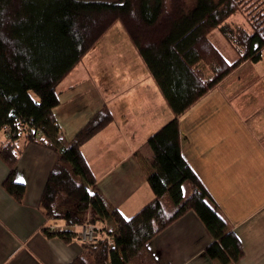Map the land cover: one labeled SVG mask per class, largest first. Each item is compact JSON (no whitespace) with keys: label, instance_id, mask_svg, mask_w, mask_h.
Masks as SVG:
<instances>
[{"label":"trees","instance_id":"trees-1","mask_svg":"<svg viewBox=\"0 0 264 264\" xmlns=\"http://www.w3.org/2000/svg\"><path fill=\"white\" fill-rule=\"evenodd\" d=\"M242 0H0V130L9 140L0 157L9 170L2 187L16 202L26 186L14 176L19 138L41 144L57 154L41 193L40 206L49 219L73 226L91 211L98 228L96 242L82 243V252L67 264H131L144 252L142 264H159L146 248L155 235L176 219L193 211L212 240L204 252L220 264L243 256L240 239L208 190L182 155L179 117L226 76L246 61L258 63L264 50V13L251 33L237 29L229 34L224 20ZM259 19V20H258ZM119 21L142 59L173 117L147 140L151 149L147 177L154 197L131 217L109 210L96 191L93 172L81 146L113 121L104 106L74 135L60 145L52 110L59 104L58 84ZM218 28L237 48L229 63L210 42ZM208 69L204 71L200 65ZM189 184L184 198L183 186ZM168 194L175 208L168 212L160 199ZM73 206L57 211L60 206ZM105 221L112 223L108 229ZM49 229V228H48ZM44 229L62 241L76 240L73 230Z\"/></svg>","mask_w":264,"mask_h":264},{"label":"crops","instance_id":"crops-1","mask_svg":"<svg viewBox=\"0 0 264 264\" xmlns=\"http://www.w3.org/2000/svg\"><path fill=\"white\" fill-rule=\"evenodd\" d=\"M105 48L92 47L58 84L59 104L52 113L60 145H67L95 112L109 109L113 121L80 151L107 209L131 217L154 197L147 181L152 171L147 140L173 115L132 44L109 46L122 57L114 51L105 58ZM249 64H241L179 117L182 155L216 202L226 230L237 233L242 244L243 256L228 264H264V65ZM8 140V132L0 130V149ZM18 142L14 176L26 186L19 203L2 187L9 168L0 157V264H67L82 252L81 242H64L44 229L76 228L49 219L40 206L57 154L25 143L23 136ZM211 240L196 213L187 211L146 248L159 264H220L204 252Z\"/></svg>","mask_w":264,"mask_h":264},{"label":"rangeland","instance_id":"rangeland-1","mask_svg":"<svg viewBox=\"0 0 264 264\" xmlns=\"http://www.w3.org/2000/svg\"><path fill=\"white\" fill-rule=\"evenodd\" d=\"M95 1H99V0H95ZM103 1H110V0H103ZM113 1H121V0H113ZM237 10L238 11L233 13V15H231L230 17H228L227 19L223 21L224 24L228 25L229 27L228 29L231 30V32L227 30V33L232 34V35L237 34L236 33L237 29H242L246 32L251 33L253 25L256 24L257 22L256 18H258L261 14L264 13V0H242ZM111 27H112L111 30L105 36H103L101 41L98 44H96L94 47L106 46L105 49L107 50H105L103 54L105 58L108 55L111 56V54L114 51L116 52V53L114 52V56L122 57L121 55L122 52L120 50H118L117 48L109 49V46L131 44L130 38L127 36L124 30V27L121 26L119 21L115 22ZM208 37L210 39V42L213 43V45L217 47L221 55H223L229 63L235 61V59L238 57L236 46L234 47L233 44L228 42L226 38L222 35V33L219 32L218 28L212 29V31L208 33ZM133 50L134 52H136V55L138 56L136 49L134 48ZM85 60L86 58H84V61ZM249 63H250L249 65L256 67L255 65H253V63L251 62ZM256 65H258L256 69H258L259 66L260 67L263 66L264 59H261L260 61H258ZM200 67H202L204 71L208 73L207 67H205L203 64H201ZM247 68L248 66L243 68L242 70H239L238 75L244 78ZM187 185L188 183L185 182L183 186L184 198H186V196L188 195ZM162 203H163V207H165V209L168 212H171L172 209L175 207L174 203L170 200L169 195L167 193L163 197ZM64 208H73L74 210L73 206L67 207L63 205V207H60L61 210H64ZM81 217H82L81 219H83V222H85L86 220L90 221V218H91L88 212L81 214ZM105 225L106 227H108V229L113 228L112 227L113 225L110 221L107 222ZM143 255H144V252H142L138 258L133 259L131 264H142V262H144V259H145V255H144V259H142Z\"/></svg>","mask_w":264,"mask_h":264},{"label":"built area","instance_id":"built-area-1","mask_svg":"<svg viewBox=\"0 0 264 264\" xmlns=\"http://www.w3.org/2000/svg\"><path fill=\"white\" fill-rule=\"evenodd\" d=\"M74 227L76 228L74 231L76 233V239L82 243H93L96 242V232L98 228L96 225L91 223L89 220H86L83 223L75 224ZM54 227H50L49 230L53 231Z\"/></svg>","mask_w":264,"mask_h":264}]
</instances>
